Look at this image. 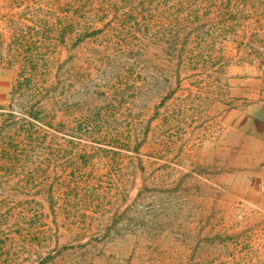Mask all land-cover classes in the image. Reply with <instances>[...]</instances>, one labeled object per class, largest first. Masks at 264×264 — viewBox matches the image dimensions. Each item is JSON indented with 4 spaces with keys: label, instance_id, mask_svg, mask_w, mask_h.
Wrapping results in <instances>:
<instances>
[{
    "label": "rangeland",
    "instance_id": "obj_1",
    "mask_svg": "<svg viewBox=\"0 0 264 264\" xmlns=\"http://www.w3.org/2000/svg\"><path fill=\"white\" fill-rule=\"evenodd\" d=\"M238 21L244 33L194 68L177 69L160 46L107 67L82 50L87 77L71 88L85 90L58 113L67 127L50 131V161L34 152L0 191V264H264V0H247ZM13 79L0 67V114ZM96 114L125 147L71 137V125ZM67 151L89 154L90 187L108 189L82 218L50 214L42 201L76 169L60 157ZM29 202L45 205L39 226L5 216Z\"/></svg>",
    "mask_w": 264,
    "mask_h": 264
},
{
    "label": "trees",
    "instance_id": "obj_2",
    "mask_svg": "<svg viewBox=\"0 0 264 264\" xmlns=\"http://www.w3.org/2000/svg\"><path fill=\"white\" fill-rule=\"evenodd\" d=\"M246 2L0 0V67L14 72L10 103L0 114V191L17 176L16 169L30 161L34 152L48 150L45 162L50 161L51 132H63L67 127L62 120L55 123L58 113L65 111L66 98L82 96L85 90L71 88L87 77L79 71L82 64L90 65L88 59L81 63L83 49L91 48L86 52L98 54L104 67L119 60L126 64L132 57L141 59V52L151 46H160V51L171 60L176 59L177 69L204 66L208 58L215 60L212 53L217 43L236 41L239 33L246 30L237 23ZM102 124L98 114L80 118L69 127L71 137L93 139L100 146L125 147L118 134L102 131ZM4 132L6 136L1 137ZM69 143L72 148L78 145L73 138ZM97 150L109 153L103 148ZM60 157L76 169L70 172L68 182L61 184L63 191L58 196L45 194L42 201L50 214L71 211L75 217L82 218V207L87 205L88 199L106 195L108 189L102 185L90 187L94 173L88 171L92 165L89 154L80 152L74 156L67 151ZM31 180L27 174L18 183L22 188H30ZM47 191L44 189L45 193ZM9 203L13 201H7L3 207ZM28 204L5 216L31 215L30 224L39 226L45 205Z\"/></svg>",
    "mask_w": 264,
    "mask_h": 264
}]
</instances>
